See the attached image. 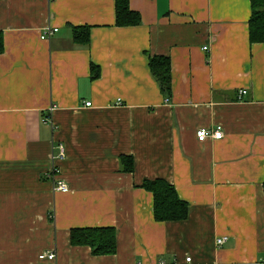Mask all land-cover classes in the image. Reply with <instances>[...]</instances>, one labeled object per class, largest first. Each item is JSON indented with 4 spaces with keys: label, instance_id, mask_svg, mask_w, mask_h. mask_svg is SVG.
Listing matches in <instances>:
<instances>
[{
    "label": "crops",
    "instance_id": "0c3cea01",
    "mask_svg": "<svg viewBox=\"0 0 264 264\" xmlns=\"http://www.w3.org/2000/svg\"><path fill=\"white\" fill-rule=\"evenodd\" d=\"M130 8L140 25L117 26L116 0H0V264H264V44L250 43V0ZM84 26L88 47L73 40ZM46 27L58 32L42 40ZM149 55L170 58L171 100ZM219 126L223 139L198 140ZM55 165L67 193L54 191ZM155 179L176 188L188 219L154 220L141 186ZM104 227L115 255L72 246L73 229Z\"/></svg>",
    "mask_w": 264,
    "mask_h": 264
},
{
    "label": "trees",
    "instance_id": "16d2710c",
    "mask_svg": "<svg viewBox=\"0 0 264 264\" xmlns=\"http://www.w3.org/2000/svg\"><path fill=\"white\" fill-rule=\"evenodd\" d=\"M249 39L251 44H264V0H250ZM116 24L131 27L141 24L140 14L130 8V0H116ZM73 40L76 45L88 47L91 42V27H74ZM5 51L4 34L0 32V54ZM149 68L159 84L164 98L173 96L172 68L169 57L149 55ZM92 80L100 77L101 70L92 64ZM121 165L126 173L135 169L132 157H121ZM153 195V215L156 222H179L188 219L189 204L182 200L176 188L164 179L146 180L141 186ZM72 246H86L95 256H111L118 252L117 233L113 227L76 228L70 233Z\"/></svg>",
    "mask_w": 264,
    "mask_h": 264
},
{
    "label": "built area",
    "instance_id": "2783aa9c",
    "mask_svg": "<svg viewBox=\"0 0 264 264\" xmlns=\"http://www.w3.org/2000/svg\"><path fill=\"white\" fill-rule=\"evenodd\" d=\"M56 32H58L57 28H52V27H46L43 31V34L41 36L42 40H49L52 35H54ZM205 51H208V47L203 48ZM247 95V90H241L239 93V98L242 99L244 96ZM118 104H121V99L118 100ZM86 107H91L92 103H86ZM57 110V106H52L49 109V114L50 116ZM197 137L198 140L203 142L206 139H214V140H221L224 137V131L221 126L217 127L214 130H209V129H200L197 132ZM55 151L57 153L54 154L53 160L56 162L58 160H62L65 157V146L62 144H58L55 146ZM51 179L53 182V188L55 192H60V193H67L69 192V187L67 183L61 179V172L59 170L58 166H53L51 170ZM226 242V238H220L218 239L217 243L219 245H223ZM40 260H48L54 262L56 260V253H51V252H44L39 256ZM193 260L191 257H188L186 259V264H192ZM156 264H170L167 263L166 261H159Z\"/></svg>",
    "mask_w": 264,
    "mask_h": 264
}]
</instances>
